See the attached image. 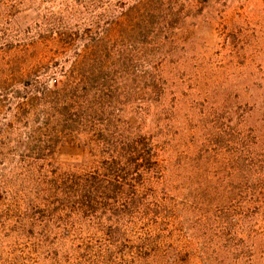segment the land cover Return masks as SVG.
I'll return each mask as SVG.
<instances>
[{
	"label": "rangeland",
	"instance_id": "obj_1",
	"mask_svg": "<svg viewBox=\"0 0 264 264\" xmlns=\"http://www.w3.org/2000/svg\"><path fill=\"white\" fill-rule=\"evenodd\" d=\"M80 72L79 128L38 158L53 95L14 115ZM86 179L120 188L87 210ZM0 264H264V0H0Z\"/></svg>",
	"mask_w": 264,
	"mask_h": 264
},
{
	"label": "trees",
	"instance_id": "obj_2",
	"mask_svg": "<svg viewBox=\"0 0 264 264\" xmlns=\"http://www.w3.org/2000/svg\"><path fill=\"white\" fill-rule=\"evenodd\" d=\"M120 25V23H119ZM84 37V36H82ZM90 49V51H89ZM92 49V50H91ZM95 49L90 48L89 42L86 41L84 43V50L81 53H78V57L74 60L71 68V72L74 71V68L77 65H86L89 60H91L90 56L95 53ZM10 64H8L9 75L5 77L2 81L5 85L20 83L24 86L29 85V82L26 77H29V73H24L18 64V57L14 60H10ZM91 82V78L86 76L84 72H80L79 81L74 84H69V82H64L62 87L60 88H49L46 85H39V87L34 88V93L26 98V102L23 106L18 107L17 112L15 113V117H19V115L26 114L30 111L31 108L39 105L41 102H49L47 99L49 95H53L52 97V106L55 112H57L63 118L58 119V127H50L49 133L46 132L47 136L43 137V133H37L35 135H30L27 138V142L25 143V148L27 151L35 153L38 158H42L48 153H52L54 148L58 142L59 134L66 132H73L78 130L79 121L78 118H75L76 113H73V110L76 105L78 107H82L84 102H87L86 97L89 90V84ZM16 94L20 96L19 90H16ZM46 120V119H45ZM48 120V119H47ZM78 124V125H77ZM103 138V137H100ZM144 143L133 142L132 144L122 145L121 150L125 152H133L137 147H143ZM142 163L149 164L151 161L149 157H143ZM131 161V159H129ZM145 165V164H144ZM148 166V165H146ZM110 169V168H107ZM111 170V169H110ZM74 184H80L79 180L73 181ZM83 186H87V191L83 190L80 193V198L78 203L82 205V208L90 210L93 208V198L91 195V191H100L101 188H109L111 191H115L120 188V184L117 183H109V186L95 184L93 181L85 180ZM90 189V191H88Z\"/></svg>",
	"mask_w": 264,
	"mask_h": 264
}]
</instances>
